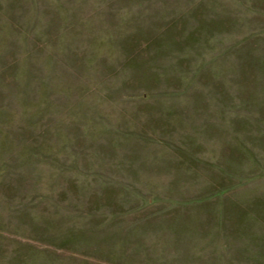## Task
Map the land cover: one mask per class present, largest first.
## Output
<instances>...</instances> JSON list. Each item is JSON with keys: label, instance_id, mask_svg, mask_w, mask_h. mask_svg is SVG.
I'll use <instances>...</instances> for the list:
<instances>
[{"label": "rangeland", "instance_id": "obj_1", "mask_svg": "<svg viewBox=\"0 0 264 264\" xmlns=\"http://www.w3.org/2000/svg\"><path fill=\"white\" fill-rule=\"evenodd\" d=\"M0 264H264V0H0Z\"/></svg>", "mask_w": 264, "mask_h": 264}]
</instances>
